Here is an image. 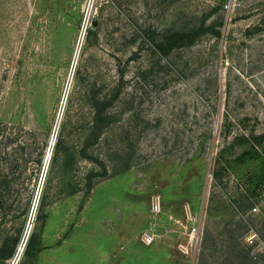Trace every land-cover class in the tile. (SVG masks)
Here are the masks:
<instances>
[{"label": "rangeland", "instance_id": "obj_1", "mask_svg": "<svg viewBox=\"0 0 264 264\" xmlns=\"http://www.w3.org/2000/svg\"><path fill=\"white\" fill-rule=\"evenodd\" d=\"M0 122L30 144L0 264H264V0H0Z\"/></svg>", "mask_w": 264, "mask_h": 264}, {"label": "trees", "instance_id": "obj_2", "mask_svg": "<svg viewBox=\"0 0 264 264\" xmlns=\"http://www.w3.org/2000/svg\"><path fill=\"white\" fill-rule=\"evenodd\" d=\"M155 32V31H154ZM202 33L195 30H177V31H163L159 32L155 41L156 47L162 54L168 55L178 47H183L195 41ZM92 101V100H91ZM111 103L109 100H96L93 98L92 102V116L89 120V130L86 134V139L92 140L98 137L101 133V126L109 117L108 108ZM24 128L21 126H12L0 122V218L8 215V210L14 205L17 193L19 194L24 165L26 163V154L29 142L23 140ZM60 141L56 143V148L59 150ZM263 182V181H262ZM92 185V182L90 183ZM261 183L257 187L261 188ZM256 187V189H257ZM257 192L255 191V194ZM33 246L32 238L29 240L27 251ZM14 248L5 259L11 256Z\"/></svg>", "mask_w": 264, "mask_h": 264}, {"label": "built area", "instance_id": "obj_3", "mask_svg": "<svg viewBox=\"0 0 264 264\" xmlns=\"http://www.w3.org/2000/svg\"><path fill=\"white\" fill-rule=\"evenodd\" d=\"M51 147V145H50ZM153 210L154 211H160L161 210V203L159 201H156L153 205ZM192 239L196 238V241H198V238H199V227L197 226H194L193 229H192ZM154 234L151 233V232H146L144 235H143V240L146 244H151L153 241H154Z\"/></svg>", "mask_w": 264, "mask_h": 264}, {"label": "water", "instance_id": "obj_4", "mask_svg": "<svg viewBox=\"0 0 264 264\" xmlns=\"http://www.w3.org/2000/svg\"><path fill=\"white\" fill-rule=\"evenodd\" d=\"M52 141H53V143L55 142V137L53 138ZM50 155H51V153H50V151H48L47 156H46V160L50 158Z\"/></svg>", "mask_w": 264, "mask_h": 264}, {"label": "bare ground", "instance_id": "obj_5", "mask_svg": "<svg viewBox=\"0 0 264 264\" xmlns=\"http://www.w3.org/2000/svg\"><path fill=\"white\" fill-rule=\"evenodd\" d=\"M53 143H51V146H52ZM50 150H51V147H50ZM51 152V151H50Z\"/></svg>", "mask_w": 264, "mask_h": 264}]
</instances>
